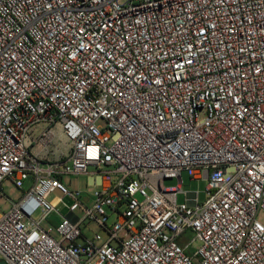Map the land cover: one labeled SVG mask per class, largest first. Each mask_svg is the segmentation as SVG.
Returning a JSON list of instances; mask_svg holds the SVG:
<instances>
[{
    "label": "built area",
    "instance_id": "built-area-1",
    "mask_svg": "<svg viewBox=\"0 0 264 264\" xmlns=\"http://www.w3.org/2000/svg\"><path fill=\"white\" fill-rule=\"evenodd\" d=\"M7 199L6 264H264V0H0Z\"/></svg>",
    "mask_w": 264,
    "mask_h": 264
},
{
    "label": "rangeland",
    "instance_id": "rangeland-1",
    "mask_svg": "<svg viewBox=\"0 0 264 264\" xmlns=\"http://www.w3.org/2000/svg\"><path fill=\"white\" fill-rule=\"evenodd\" d=\"M91 171H95V170L92 169ZM182 180H183L182 191L184 193L197 192L199 202L203 203L206 201V182L205 181H203V180H201V181L192 180L187 172L182 173ZM64 182L65 183H71L73 188H78L80 191L85 193L84 197L82 199V202L85 205L89 206L92 203V201H93L92 200V191L88 190L86 177L71 178V179L66 178V180ZM31 184H32V182H26L24 184L23 190L27 191L30 188ZM164 185L167 188L175 187L177 185V180L176 179H166L164 181ZM4 190H5L6 195H8L11 200L18 199L20 196H22V194L24 192V191H20V190H14L13 186H11L10 184H7V183L4 185ZM49 199L52 200L54 203H56V208H57V211L60 215L66 216L68 214V211H69L68 209H69L70 205L72 204V202L69 198L63 197V195L60 192L56 191L49 197ZM177 202H178V204H183L185 202V196L183 194H179L178 198H177ZM0 205L2 206V210H6L8 208V206L10 205V201L8 199L5 201L0 200ZM2 210H0V212H2ZM75 213L78 216L83 215V212L80 209H78ZM115 220H116V216L114 214H111L110 218H109V223L111 224ZM50 221L52 223H56L59 220L57 217H54V218L52 217V220H50ZM85 234L88 237H92V236L97 234L100 236L102 241H105L108 239V236L106 235L105 231L94 223H91L88 225V228L86 229ZM191 239H192V235L189 234V232H188L179 241H180L181 245H185ZM194 247L195 246H192L191 251ZM0 261H1V259H0Z\"/></svg>",
    "mask_w": 264,
    "mask_h": 264
},
{
    "label": "water",
    "instance_id": "water-1",
    "mask_svg": "<svg viewBox=\"0 0 264 264\" xmlns=\"http://www.w3.org/2000/svg\"><path fill=\"white\" fill-rule=\"evenodd\" d=\"M0 264H6L5 262L0 261Z\"/></svg>",
    "mask_w": 264,
    "mask_h": 264
}]
</instances>
